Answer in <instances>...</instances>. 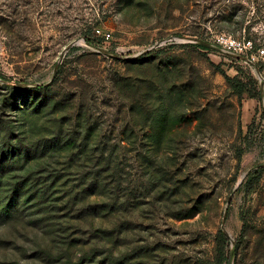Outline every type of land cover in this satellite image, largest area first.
I'll return each instance as SVG.
<instances>
[{"label":"rangeland","instance_id":"1","mask_svg":"<svg viewBox=\"0 0 264 264\" xmlns=\"http://www.w3.org/2000/svg\"><path fill=\"white\" fill-rule=\"evenodd\" d=\"M218 33L264 48V0H0V264H264V56Z\"/></svg>","mask_w":264,"mask_h":264},{"label":"trees","instance_id":"2","mask_svg":"<svg viewBox=\"0 0 264 264\" xmlns=\"http://www.w3.org/2000/svg\"><path fill=\"white\" fill-rule=\"evenodd\" d=\"M207 43L203 44H197L200 47H203L207 50H212L208 46H206ZM206 46V47H205ZM257 66V65H256ZM231 82L232 87L235 89V91L241 95L243 92H247L250 97H257L256 92L254 91V88H252L250 81H243L237 76L233 78H228ZM22 149H15L9 156H5L0 161V220L5 219L11 215H13V212L16 211L17 201L21 197V183H26L25 181H21L17 178V176L10 175L12 172H5L3 171V168L5 169L7 166H12L13 163H16L19 158L21 157ZM26 154V152L24 153ZM34 174V172H32ZM40 173V172H39ZM48 173V172H47ZM55 173V172H54ZM54 173L50 172V176L53 179H56L58 176ZM259 173V170L256 172ZM5 175H10L8 178V182H4ZM31 177V176H30ZM20 178V177H19ZM18 179V180H17ZM7 185V189L3 190V186ZM88 194V193H87ZM226 240L227 237L225 233L221 230L218 231L217 234V256L219 257V260L222 261L225 256V248H226Z\"/></svg>","mask_w":264,"mask_h":264},{"label":"built area","instance_id":"3","mask_svg":"<svg viewBox=\"0 0 264 264\" xmlns=\"http://www.w3.org/2000/svg\"><path fill=\"white\" fill-rule=\"evenodd\" d=\"M208 44L219 48V51L215 50L216 52H221L234 60H242L253 67H256L259 59L264 56V48L255 46L251 39L244 36L238 39L225 33H218ZM237 56L241 58L237 59Z\"/></svg>","mask_w":264,"mask_h":264},{"label":"water","instance_id":"4","mask_svg":"<svg viewBox=\"0 0 264 264\" xmlns=\"http://www.w3.org/2000/svg\"><path fill=\"white\" fill-rule=\"evenodd\" d=\"M206 46H208L209 48L214 49V50H216V51H219V48H217V47H215V46H212V45H210V44H208V43L206 44ZM236 58H237V59H240L241 57H240V56H237ZM246 174H247V173H246ZM246 174L242 175V176L239 178V180H238V182H237V185L240 184V182L242 181V179L244 178V176H245ZM223 219H225V213H224V215H223Z\"/></svg>","mask_w":264,"mask_h":264}]
</instances>
